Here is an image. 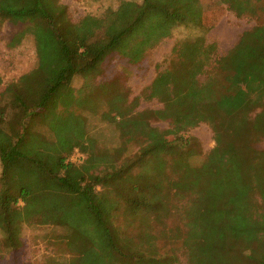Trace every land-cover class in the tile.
Instances as JSON below:
<instances>
[{
  "label": "trees",
  "instance_id": "1",
  "mask_svg": "<svg viewBox=\"0 0 264 264\" xmlns=\"http://www.w3.org/2000/svg\"><path fill=\"white\" fill-rule=\"evenodd\" d=\"M148 18L158 39L183 24L202 25L198 0L123 3L79 24L61 0H0V22L24 25L9 45L31 35L37 56L34 69L0 91V230L6 245L21 244L22 223L59 225L75 254L69 264H92L86 254L95 248L112 264H171L175 254H159L158 216L180 213L175 237L165 235L182 239L188 264H264V150L258 146L264 84L250 95L240 83L264 82V25L216 61V45L204 37L179 41L171 79L146 95L163 104L159 109L135 111L125 94H117L111 111L130 116L121 125L117 115L107 114L125 139L118 152L128 150L126 142L140 146L120 163L95 150L83 116L56 108L74 99L77 75L98 73L112 53L139 63L152 44L137 36ZM86 23L92 27L83 32ZM209 66L213 76L202 82ZM152 119L170 126L159 129ZM37 121L51 137L35 129ZM202 122L213 130L214 147L199 164H178L172 171L179 174L168 173L165 158L182 151L184 134ZM77 149L86 154L80 162L72 160ZM171 195L186 196L180 210L171 206Z\"/></svg>",
  "mask_w": 264,
  "mask_h": 264
},
{
  "label": "rangeland",
  "instance_id": "2",
  "mask_svg": "<svg viewBox=\"0 0 264 264\" xmlns=\"http://www.w3.org/2000/svg\"><path fill=\"white\" fill-rule=\"evenodd\" d=\"M67 6L68 15L74 24H79L88 14L99 16L109 9H117L123 3H139L142 0H61ZM123 1V2H122ZM201 10L202 25L195 23L183 24L175 27L171 34L155 38L156 34L148 28L152 18L140 25L139 37L151 40V47L139 63H131L119 53L109 55L104 61L100 71L90 77L76 76L72 82L74 99L61 102L59 111L70 108L76 114L83 116L85 121L87 138H91L97 152L109 153L119 161L126 156H134L140 146L137 140L126 142L128 150L119 154L118 150L124 143L117 125L107 117L108 113L117 115L118 122L126 125L130 122L127 113L111 111L114 108L113 99L119 94L126 95V104L131 105L135 111L159 109L163 104L158 99H147L153 85L163 88L171 79L173 48L179 41L193 40L196 37H204L208 43L216 45L213 60L216 61L224 56L242 36L253 27L264 25V0H252L250 7L245 5L244 0H198ZM122 2V3H121ZM121 3V4H120ZM130 4L127 5L129 7ZM93 25H96L93 23ZM92 26L86 23L82 28L87 32ZM24 28V25H13L8 21L0 22V78L3 84L0 91L5 89L6 84L17 80L21 75L31 71L37 64L35 44L31 35H26L21 43L11 47L9 45L12 37ZM211 66L200 76L202 82L213 76ZM211 73V74H210ZM248 94H253L255 89L264 84L260 81L256 84L240 82ZM75 100V101H74ZM130 110V108H125ZM151 125L159 129L170 126L168 121L152 119ZM35 129L47 137L51 132L44 122L37 121ZM187 139L182 151L176 155H169L167 161L168 173L177 175L173 168L178 164H199L214 147V133L207 123L189 129L185 134ZM189 137L192 139L189 152ZM128 138V136H127ZM182 142H179L181 144ZM258 146L264 150V139L260 140ZM86 157L83 151L76 150L72 160L80 162ZM1 170V165H0ZM177 178L178 176H173ZM171 195L169 200L171 206L179 210L186 203V196ZM165 215H163L164 217ZM160 229L159 245L160 255L178 257L171 264H188L187 256L180 243L182 239L168 241L165 234L172 235V229L177 228L180 221V213H172L169 217L161 219L158 216ZM118 222H120L118 220ZM121 223V222H120ZM169 230L164 231L163 224ZM122 227V226H121ZM133 226L124 225V229H132ZM166 231V232H165ZM129 232V231H128ZM66 231L59 225H33L22 223L20 230L21 244L16 247H8L4 233L0 230V264H69L75 256L65 239ZM64 237V241L62 240ZM92 264H112L106 259L104 250L92 249L86 254Z\"/></svg>",
  "mask_w": 264,
  "mask_h": 264
}]
</instances>
